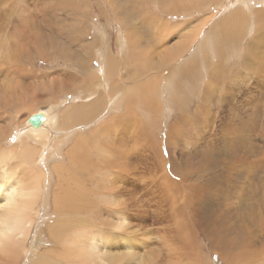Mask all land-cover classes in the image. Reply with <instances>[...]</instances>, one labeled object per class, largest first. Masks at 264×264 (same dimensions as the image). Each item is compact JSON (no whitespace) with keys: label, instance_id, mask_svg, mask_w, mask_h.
<instances>
[{"label":"bare ground","instance_id":"1","mask_svg":"<svg viewBox=\"0 0 264 264\" xmlns=\"http://www.w3.org/2000/svg\"><path fill=\"white\" fill-rule=\"evenodd\" d=\"M109 1L115 5L117 4L120 6L119 11H117V13L114 14L115 16H117L123 21H132V28L129 31L124 28L123 31H121L119 30L120 29L119 27H118L119 29L117 30V38H118L117 45L120 46V48L122 46V49L120 51L121 58L116 57V55L112 53L113 42H111L110 40L111 38L108 36L107 33L108 31L105 32V30L100 31L98 29L100 33H97L98 35L97 40L99 39V41L96 44H94L98 47L96 49L97 51L95 52L97 55H95L94 57L96 58L97 56L98 58L99 61L98 68L97 69L89 68L91 71L87 69L88 72H91V74L89 73L90 75L87 74L89 75L87 78L88 80L87 82L85 81V78L84 79L82 78L83 80L81 79L82 76L80 78L76 77L77 75L75 76L76 80L81 79L84 82V84H86V86L84 85L85 87L83 90L80 89L82 90V94L80 95L81 96L80 98L83 97V101L78 102L77 100L79 99L80 101V98L74 97L72 103L70 102V104H68L69 103L68 102L67 103L68 105H65L66 103L65 101H59L55 99L61 90V89L59 90V88L55 86L58 89H56L57 93L54 92L57 95L56 97L54 96L53 99L54 101L53 100H52L53 102L46 101L45 102L46 104L47 102L49 103L45 105L46 107L44 106L45 103L43 102L42 104L44 108L40 106L41 109L39 111L42 110L49 116V120L47 124H45L42 128L38 130L32 129L27 122L28 117L25 118L26 112L20 114L17 112V116H20V121L16 133L18 135L17 137L20 138V139L17 138L19 140V144L21 143L22 144L21 147H23L21 152L22 156L20 157V154L18 155L12 146L4 145V144L0 146V178L3 180L5 187L9 190L6 191L4 188L0 187L1 188L0 189V264H4L3 262L4 257H7V260H9L7 264H11V262H15V260L16 261L18 260L20 256L19 254H21V252L25 250L24 242L26 238H28L31 229L36 227L37 224L40 223L38 222L37 217L41 215L40 208L42 205L40 203L41 201H43L44 191L47 190V187L46 189L44 188L45 186L43 187V182H42L44 180V176H45L44 174L46 172L43 173L42 171L43 169H41L39 164H38L39 169H35V170H33L34 166H32L35 164L32 165L30 164L34 163L35 161L37 162V160H35L37 159L36 158L37 155H39V157L46 156V159H48L49 161H51L52 158L55 157L59 158V155L61 156L60 153L62 152V149L64 148L65 145H68V148L66 152H64V156H65L64 159L63 158L59 160L53 159V161H56V163L54 164L53 162L54 165H52L55 173L57 174L58 192L55 194V199H54V211L56 213L55 214L56 220L49 225V234L51 235V239L54 241V243H58L60 247V251L54 252L53 257H55L56 260L59 262L58 264H62L61 262L62 259L67 260L69 264H144L145 258L147 257L148 253L154 251L153 243L150 241V239L135 238L132 235L130 236L129 233L127 232L120 231V227L123 226L125 222L130 218L129 214L123 212L124 208H126V206L129 205L131 202H135L136 204V202L139 201L136 200L138 199L137 198L138 196L136 195L137 197L135 196L136 197L135 198L133 195V197L135 198L134 200L136 201H131V199L133 198L130 197L131 196L130 195L129 196L131 198L129 199L131 201L130 202L128 200L129 198L128 195L125 194L126 195L125 197H127V200L129 202V204H127L128 202L126 198L125 197L123 198L124 196V194H122L123 192L120 193L121 191L119 188H122L120 187L122 185H120L119 183L117 185V181L122 177L124 179L121 180L122 182H124V180L126 181L127 180L126 178H128V176L130 178L132 174L131 169L133 168L131 166V161L130 160L128 161L127 159L129 156H133L132 154H135L134 153L135 151L133 152L132 150L133 153L130 154L129 152L130 149L128 147V142L126 140H128V138L131 137V142H133L131 146H133V148H135L139 143H147L142 139L140 140V138L138 137L139 135L137 136L136 133L137 128L133 129V127H135L136 125L135 120L137 116L135 115L132 116V114L134 112L138 113L141 116V118L147 119L148 125L152 126L153 129L154 127H157L158 125L157 123L161 120V116H162V113L160 112L161 104L159 103L162 83L159 74L164 70L169 69L171 65H173V67L172 70L170 71V74L167 75V81H166L167 96L169 98L171 106L173 107V109L179 112V115L176 118V121L169 124L170 126H169L168 141L176 142V143L183 142L184 141L183 138L185 137L187 131L190 137V133L194 132L195 130L194 122L197 123L198 125L200 123V126L202 124L203 125L202 127L203 128L205 127L206 129L205 132H207L205 135V132L202 131L204 129L202 130L199 129L201 132L204 133V137H203L204 143H202V141L199 143V139H197V144L195 145L194 150L192 151V155H190L189 158L186 159L184 157H182L183 159L178 158L179 159L178 161L177 157L173 156V161L171 163V170L172 172L180 174V183H176L172 179H169V183H168L166 178H162L161 181V185H164L162 187L161 194L169 195L170 193H172L171 210L175 214V217L173 218H175L174 223L176 224L175 226L177 227L176 236H175V232L173 234L172 229L167 228L168 218L164 214L165 211L159 208L156 210H151V213L156 218V219L153 218V221H162L160 225L166 227L162 229L164 231H166L167 229V231H170L173 234L172 236L174 242L169 243L168 241H164L162 245L164 247L166 246L169 250L174 251L177 254L176 260L174 261L172 259L171 264H200L199 263L200 259L198 257V253L193 240V237L198 235L199 232H202V234L204 235L205 239L208 242L209 248L213 251L212 245H214L216 242H218L221 239L222 235L226 231V228L228 227L229 220L236 218H246V216L248 215L264 216V204L260 202L258 198H255L256 202L254 201L252 203H249L248 201L243 202L242 197L241 199H239L237 196L238 198L237 203H239L240 206H238L237 203L228 204L225 203L224 201V199H229L227 198L229 194L233 193L232 190L229 191V189L230 188L232 189L233 186L230 184L231 186L230 187L228 183L234 182L235 185V181H236V178H234L235 181L233 180L232 174L231 177L227 173H224L225 172L224 167L228 162H231L233 164L240 163L242 165H243L242 163L243 161L250 162L249 164L250 170L249 173L247 174V178H253L255 180L261 178V182H264V178H263L264 135H262L263 133H260L258 139L254 138L255 133L257 132V129L261 124L260 123L261 120L262 123H264V52H262L259 58L255 59L254 64L257 67L254 71L246 65L248 61L244 56L245 53L241 52L243 54L242 56L243 70L242 71L240 70V72H237L238 71L237 70L236 71L237 74L235 75L233 74L234 76L230 77V80H226L224 76L231 68L225 71L224 67L222 66V63H224V61H222L224 50L222 48L221 50H218L212 47L216 59H218L219 61L216 62L218 66L215 67L214 70L210 71V76L215 82V84L219 86V88L216 86L215 89L207 91V97L210 98L211 96H216L217 99L215 100V102L217 103L218 101H223L224 103H226L225 98L226 97L229 98L228 116L225 121L226 123L224 124L228 131L226 133L227 139L224 140L222 144L217 145V148L214 146L216 148L214 149L213 147H211L210 144L211 141L210 136L213 128L212 126H210V124L212 123L211 121L212 114L210 115L211 112L209 111L208 107L205 108L204 113L200 114L198 117H193L189 114H186L176 107V96H177V92H180V89H177L178 77L174 80L173 74L176 72V68L179 67L180 65L175 64L174 61L179 60L181 56H184V53L188 51V48H190L193 41L197 39V38L195 39V37L199 35V31L197 30L191 32L187 36L185 35L183 36L181 34L182 35V36L180 35L181 38H179L178 36L177 41L175 42L172 41L174 43L169 44L168 42L163 45L161 44L162 48L169 50L170 53L169 57L172 60L161 59L158 56H156L157 60H155L153 59V57L149 56L148 52L151 54L152 51L150 52L149 50L143 47L144 44L139 39L140 36L137 34V29L139 30L140 28H142L143 26L145 27L146 25L137 24L134 21L132 12L136 10L135 6H131V7L121 6L120 5L121 0H109ZM60 2H62V0H60ZM142 4L144 5V3ZM159 4L161 6L160 8L164 11V13L170 15L188 13L192 10H196L197 8V5L190 6L188 3L181 4L179 0H168V2H166V0H160ZM259 5L263 6L264 0L260 2ZM47 11H51V12L54 11V14L49 12L48 16L44 18V20L46 19L49 23L50 21L52 22L53 20L51 19V15H53L54 19L57 20L59 24H61L59 25L60 28H58V30L56 31V35L60 37L63 41H65L64 44L66 46L65 47L66 56L68 59H71L73 57L72 54L73 51L71 50V48H73L72 46L77 45L78 46L77 51L80 49L82 50L90 49L91 42L90 43L89 41L85 42L86 40L83 39L86 32L84 33L85 29L83 30L82 26L85 21L76 20L80 16H77L76 14L70 11L68 12L67 10H64L62 13L58 12L61 14L60 16L58 15L56 16V10L54 9H49V10L47 9ZM57 11H60V9ZM102 11L106 12L105 9H103ZM244 14L245 12L242 11L240 13H234L232 15V18L234 19L235 23H239L244 19L246 20L249 19V16L245 17ZM110 15L113 16L111 13ZM110 15L107 14L105 18H108V16ZM210 17L211 16H209L208 19H210ZM260 17L263 21L261 28H260ZM47 21L44 22L47 23ZM63 21L66 23H63ZM3 22H4V17L0 12V28L3 26ZM253 22L254 25L256 26L255 29V27L251 25L252 29L254 30L253 32L259 31L258 34L254 37V42L263 43L264 42V11L263 13L256 15ZM205 23H207V19ZM163 24L165 23H162V25ZM188 24H190V22ZM172 25L174 24L171 23V25L168 26V29L174 32V29L171 28L173 27ZM176 26L177 25H175V27ZM56 27L58 26L56 25ZM160 27L163 28L164 26H160ZM148 28L149 27H147L145 30H147ZM170 30L169 32H171ZM152 31L153 28L151 30L150 27L149 32L151 34ZM165 32L167 34L168 31ZM181 33H185V32L182 31ZM147 34L149 35V33ZM168 34L170 35L171 33ZM125 36L128 37V39L125 38ZM133 38H138V40H133ZM149 38L150 37H148V39ZM161 40L162 42L168 41V39L163 40V38H161ZM4 42H5V38L0 36V50H4L7 52V54H9L10 52L8 51L9 48L3 49ZM150 42L151 44L149 45L146 43L145 44L147 46L153 47L152 45L153 40H151ZM59 44L60 43H58V45ZM102 46H105L106 48H103ZM179 53H181V55H179ZM4 57H5L4 55L0 56L1 70L2 68L4 69L6 68L3 62L5 59ZM86 58L88 59L87 56ZM89 63L91 64V62ZM7 64H9L8 61ZM72 64H74V62ZM85 67L80 65V68L78 70L79 72H82L84 74L83 75L81 73L83 77L84 76L86 77L85 74L87 71L85 72L84 69ZM221 67L224 73L221 71ZM221 73L223 75H221ZM95 75L98 78V82H99L98 84L95 80L96 78ZM227 75L226 77H228ZM68 76L67 78L69 79L72 77V76L70 77V74H68ZM60 77L61 76L59 75V80L60 79L62 80L64 77L66 78V73L65 76H63V78ZM143 77H146L149 83V85L145 88L143 87V82H144L142 79ZM18 79H20L19 76L12 75L7 71L1 74L0 81L2 82H0V103H1L0 106H2L4 101L6 102V89L9 90L8 92L15 95L16 99L19 100V98H21L18 97L19 95L17 96V92H19L22 88L21 83H19ZM56 79L57 78H55V80ZM66 79L64 81H67ZM55 80L53 81L55 82ZM59 80L57 82L61 81ZM81 80L79 82H82ZM121 81H124V83L121 84L122 83ZM233 81L235 82L232 83ZM239 81L244 82V84H241V89L243 85L246 91L244 92L242 90H238L236 93L240 94L241 97L233 96L232 100L235 103L233 104L230 101V97H231L230 94L233 92V89L235 90L239 89L237 87L236 88L234 87V85L239 86ZM36 84L38 85L37 82ZM232 84L234 85L232 86ZM61 85L64 86L62 82L61 84H58L59 87ZM79 85L80 84H76V86ZM158 85L160 86V92L158 91ZM66 86L68 87V84H66ZM66 86H64V88ZM51 87L53 88V86L51 85L49 86V89L52 92ZM82 87L83 86H81V88ZM71 89L72 90L74 89L73 90L74 93L75 88H71ZM216 90H219L218 94ZM32 92L34 93V91ZM67 92H69V90H67ZM25 93L26 95L28 94L26 90L24 91V94ZM70 93H72V91ZM222 93H224L226 97L223 96ZM243 95L245 96L243 97ZM41 96L43 98L44 95L40 94V97ZM47 97H50V95L49 96L47 95ZM36 99H39L37 95H36ZM65 99L67 100L68 98L66 97ZM109 99H111V105H110V109L108 107V109L110 110L108 112L109 113L108 121L106 119L103 122V124L99 122L100 124L97 125L96 127L95 125L92 126V128H90V132H87L86 135L84 131L82 132V129L81 131L79 129L80 132L77 131L78 133L73 134L74 136L73 138H71L73 142L72 145H69V143L67 144L65 142L67 139L66 138L67 131L69 129L71 130V128L73 131V127H75V130H77L78 128L76 129V126H82V124L88 125L92 123L94 120L102 117V113L107 112L106 111L107 103H110ZM4 105L6 106V104ZM196 107L197 105H195L194 108ZM148 108L150 109L149 112H147ZM3 114L4 113H2V115ZM134 116H135L134 120L130 119L133 118ZM2 117H4L5 119V115H3ZM124 120L125 122L129 121L128 124H126L127 122L125 123L126 124L125 127H124L125 124H123L122 122ZM8 121L6 120L4 123ZM108 124L109 126H107ZM4 125L11 126V124L10 125L4 124ZM86 127L88 128L89 126ZM261 128L263 131L264 128L263 127ZM70 132L71 131H69V133ZM243 132H246L249 136H244ZM89 133L91 135H89ZM136 136L139 138V140ZM150 145L153 147V144ZM213 145L214 144H212V146ZM92 151H95L96 153L95 155L97 157V160L95 163H93L92 161L94 159L91 160L90 157ZM29 154H31V156ZM135 155L137 156L136 157L137 159L135 158L136 160H140V161L145 160L144 158L145 155L138 154L137 152ZM192 156H194L195 158H191ZM146 159L147 161H150V159L148 160V156L146 157ZM14 160L15 161L17 160L16 162L19 163L18 164L19 166L18 168H16V170H13L14 169V167H12L13 165L12 166L8 165V164L11 165V162ZM24 164L30 165L29 167L32 166V168L26 167V165ZM146 169L144 171H146ZM18 170L19 173L17 172L16 174V171ZM140 171L142 172V170ZM194 173H196L197 175L199 174V176L197 177L194 176ZM83 174L88 175L87 178L90 181L92 180L94 183L93 188L97 193L95 196H93L94 201L100 204H102L103 202L108 207L107 210L96 209V207L91 206V204L88 201L86 202L84 200L83 193L85 192L84 190L88 189L86 188L88 184H86V181H84L86 178H84V180L82 179ZM134 175L132 176V178L134 177ZM142 175L144 177L146 174L144 175L143 173ZM142 178H140L139 180V182L141 181V184H143L141 180ZM201 178L203 183L199 182ZM133 179L135 180L136 177ZM138 179L139 177H137V180ZM152 179H153L152 181L155 182L154 178ZM144 181H145V177H144ZM145 185L148 186L147 184ZM151 186L152 185H150V187ZM144 187H141V189ZM100 188H102L103 190L101 191ZM252 188L255 190L254 187ZM89 190L90 189H88V191ZM129 190H127V192H129ZM261 190L264 191V184H262ZM104 191L106 192L104 193ZM138 192L136 190V194ZM4 200H6L8 203L3 204L2 202ZM142 200L141 203H144L142 202ZM125 201L127 205L125 204ZM123 203L125 205L124 207H123ZM135 204L133 206H137ZM129 206H127V209ZM113 207H116L118 210L116 208L114 210ZM144 209H141L142 214H145L148 217L149 210H147L145 207ZM185 211L189 212L190 214L189 217L184 216ZM130 212H132V209ZM89 215L100 217L103 219H109L112 223V231H107V233L104 234L101 231L96 230V226H93V229H89V230L86 229L84 231L81 228L75 226L76 224L79 225L80 223L84 222L87 219L86 217L83 216H89ZM259 221L261 220L259 219ZM39 225H41V223ZM73 226H75L73 228V231L75 233L74 235H72ZM122 234H126L128 237ZM174 237L178 238L179 242ZM225 238L229 240V235L226 236ZM262 238L264 239V236H262ZM144 239H146V241H144ZM261 245L264 246V241L261 243ZM141 247L147 249L150 248L148 249L150 251L143 253ZM263 252L264 251H260L257 254H254L253 258L259 259L260 254ZM218 255L220 257L221 254L218 253ZM234 256L244 257L243 251L237 249ZM42 264H49V263L43 262Z\"/></svg>","mask_w":264,"mask_h":264},{"label":"rangeland","instance_id":"2","mask_svg":"<svg viewBox=\"0 0 264 264\" xmlns=\"http://www.w3.org/2000/svg\"><path fill=\"white\" fill-rule=\"evenodd\" d=\"M179 1L181 2V4L189 3L190 6H195L197 4V8H196V10H192L188 13L171 14L170 15V14L164 13V11L160 8L161 7L159 4L160 0H121L120 5L121 6H127V7L135 6L136 10H134L132 12L134 21L137 24H145L147 27L150 26L151 30L153 28V31L151 34L149 32L150 27L147 30H145L147 27L145 26L146 27L145 28L143 26L145 29L143 27L140 28L139 30L137 29V34L140 36L139 39L144 44L143 47L146 48L147 50H149L150 52L152 51L151 54H153V55H151L149 52H148V54L150 57H153V59H155V60H157L156 52H158V49L161 47V44L163 45V44H166L168 42H169V44L174 43L175 41L178 40V36H179V38H181L182 35L187 36L191 32H194L197 30L199 31V35H197L195 37V39L196 38L197 39L196 40L194 39L195 41H193L190 48H188V51L186 50L187 52L184 53V56L180 57L181 60L179 59V60L174 61V63L178 64V65H183V63L192 62L190 64L194 68V71L189 73V76L186 79L184 78L183 82L181 83V87L184 90V92H186V94L191 93V89H190L191 87L197 88V86H198V88H201V90H202V88H204L206 86L207 82L209 81L210 71L214 70V68L218 66L216 62H218L219 60L216 59L213 48L218 49V50H221V48H222L224 50L223 56H222L224 63H222V66L224 67L225 71L228 70L229 68H231L227 72L228 75L225 74V76H224V78H226V80H230V77H233L235 74H237L236 73L237 70H238L237 72H240V70L242 71L243 70V67H242V62H243L242 56H243V54L242 53L243 52L245 53L246 43L248 40H250L251 34L254 31L252 29L251 25H253L256 29V26L254 25V22H253L255 19V16L263 13V11H264V5L263 6L259 5L260 2H262L263 0H179ZM156 2H157V4H156ZM166 2H168V0H166ZM142 3H144V5ZM42 8H43V10H42ZM47 9L48 10L49 9L56 10V16L57 15L60 16L61 15L60 13H62L64 10H70L72 12H75V14H77L78 10H79L78 12H80L81 10H83L85 12L89 11V13L80 12L78 14V16H80V17L77 18L76 20H78V21L84 20L85 21L83 23V26H82L83 30L85 29L84 33L86 32L83 39L86 40L85 42H88V41H89V43L91 42L90 49H86V50L80 49L77 51L78 46L77 45L72 46L73 48H71V50L74 52V53L72 52L73 57L71 59H68L66 56V49H65L66 46L64 44L65 41H63L60 37H58L56 35V31L58 30V28H60L59 25H61V24H59L57 22V20L54 19L53 15H51V19L53 20L52 22H54V23H52L51 21L49 23L46 19L44 20V18H46L48 16L49 12H51V11H47ZM59 9H60V11H57ZM101 9L102 10L105 9L106 12L102 11ZM119 9H120L119 5H117V4L115 5L112 2H110L109 0H62V2H60V0H0V12H1L2 16L4 17L3 26L0 28V36L5 38L3 49L9 48V50L8 49L7 50L10 51L9 54H7L6 51L0 50V56L1 55L5 56L4 57L5 59L3 62H4V66L6 67L5 69L4 68H2V70L0 69V76L2 73L6 72V71L8 73H11L12 75L19 76L20 79H18V81H19V83H21V86H22L21 90L19 89L20 91L17 92V96L19 95L18 97H21V98H19V100L16 99L15 95L8 92L9 91L8 89H6V102L4 101L2 106H0V108H1L0 109V113H1L0 114V120H2V121H0V125L1 124H3V125L9 124L10 125L11 124V127H10L11 132H10V134H7V135L3 134L4 140H2V144L8 145V146L14 145L15 152H17L18 155L20 154V157H21L22 156L21 152H22L23 147H21V145H22L21 143L19 144L18 139H20V138L17 137L18 135L16 133V123L18 121H20V116H17V112L19 114L26 112L25 118H27L30 115L38 112L41 109L40 106L42 108H44L45 105L49 104L48 102L46 104L45 103L46 101H50V102L54 101L53 100L54 96L55 97L57 96L56 95V93H57L56 89H58V88H59V90L61 89L62 92L60 90V92L58 93V96L55 99L59 100V101H65L66 102L65 105L70 104V102L72 103L74 100V97H78V98L81 97L80 95L82 94V90L86 86V84H84V82L82 80L85 78V81L87 82L88 81L87 78L91 74V72H88V70L91 71L90 69H92V68L97 69L98 65H99V61H98L97 56H96L97 59L94 58L95 55H97L95 52L97 51L96 49L98 48L94 44H96L99 41V39L97 40V38H98L97 33H100L99 30L100 31L105 30V32L108 31L107 32L108 36L111 38L110 39L111 42H113L112 53L114 55H116V57L121 58V52L120 51L122 49V46L120 48V46L117 45L118 44L117 43V39H118L117 38V30L120 28L119 30L123 31V28H124V29H127L129 31L132 28V21H123L120 18H118L117 16H115L114 14L117 13V11H119ZM239 10H240V12L241 11L245 12V14H244L245 17L249 16V19H247L248 21L246 19H244L243 21H241L239 23H235L234 21L231 20V16L234 13H240ZM58 12H60V13H58ZM51 13L54 14V11H52ZM110 13L114 16V18H113V16L110 15ZM107 14L110 16H108V18H105V16ZM209 16H211L210 19H208ZM206 19H207V23H205ZM191 20L192 21L195 20V21L192 22ZM44 21H47V23H49V24L45 23ZM140 21H141V23H140ZM143 21H144V23H143ZM170 22L174 24V25H172L173 27H171V28L174 29V32H176L178 30L177 32L179 34L177 32H176L177 33L176 34L172 30L168 29V26L171 25ZM189 22H190V24H188ZM191 22H192V24H191ZM63 23H66V22L63 21ZM162 23H165V24L162 25ZM262 24H263V21L260 17V28H261ZM56 25L58 27H56ZM175 25H177V26L175 27ZM160 26H164V27L162 28ZM179 26H181V27H179ZM178 27H179V29H178ZM88 28H89V30H88ZM175 29H177V30H175ZM97 30H98V32H97ZM169 30L171 32H169ZM181 30L185 33H181L182 32ZM165 31H168L167 34ZM147 33H149V35ZM168 33H171V34L169 35ZM210 33L213 34L212 37L215 38V40L219 39V41H221V42L215 41L213 48L211 47V44L209 42V38H210L209 34ZM145 34H147V35H145ZM147 36L150 38L148 39ZM172 36H174V37H172ZM125 38L128 39V37H126V36H125ZM161 38H163V40L168 39V41L162 42ZM94 40H96V41H94ZM133 40H138V38H133ZM151 40H153V42H155V43L152 42L153 47L146 45V44H148V45L151 44V42H150ZM156 41H158L160 43H157ZM172 41H174V42H172ZM222 42L223 43L225 42V43L223 44ZM56 43H57V45H56ZM58 43H60V44L58 45ZM58 46H60V47H58ZM102 47L106 48L105 46H102ZM232 50H233V52H232ZM201 51H204V52H201ZM91 52L92 53L94 52V53L92 54ZM229 52L231 54H229ZM86 56L88 57V59L86 58ZM74 57H75V59H74ZM85 59H87V60H85ZM77 60H79V61H77ZM80 60L81 61L85 60L86 62L85 61L81 62ZM197 60H199V61H197ZM7 61L9 64H7ZM73 62H74V64H72ZM89 62H91L92 65ZM194 62H196V63H194ZM77 63L78 64L83 63V64H80L83 67H85V65H86V67L84 68L85 72L86 71L88 72V73L86 72V74H85L86 77L85 76L83 77L84 74L82 72L78 71L80 68V65H78ZM243 65H244V63H243ZM172 67H173V65H171V67H169V69H166L159 74L160 80L162 83L163 92H162V89L160 92V86L158 85V91L160 92L159 103L161 104L160 105V112L162 113V116H161V120L157 123L158 124L157 127H154V129H153L152 126L148 125L147 119L141 118V116L138 113L133 111L134 113L132 114V116L133 115L137 116V118L135 120L136 125H135V127H133V129L137 128L138 129V130L136 129L137 136L139 135L138 137L140 138V140L142 139L143 141H145L147 143H139L135 148H133V146H131L133 144V142H131V137H129V138L127 137L128 140H126V141L128 142V147L130 149L129 152H130V154H132L134 151H135L134 152L135 154H136V152L138 154H143V155H145L144 156L145 160H142V161L136 160L137 156L135 154H132L135 157L129 156L127 160L131 161V166L133 168V169H131L132 174H131L130 178L128 176V178H126L127 180L126 181L124 180V182H122V180H121V179H124L122 177L117 181V185H118V183L120 185H122L120 187H122L123 189L119 188L121 191V192L120 191L119 192L120 193L123 192L122 193V194H124L123 198L126 196L125 194H127L128 197L131 195L130 197L133 198V199H131L129 197L128 200L129 199H131V201L139 200L136 202V204H135V202H131L129 200L131 202L129 204L127 197H125L127 202H128L127 204H129L132 207L127 205L126 201H125V204L129 207L127 209V206H126V208H124L123 212H126L127 214H129L130 218L125 222V224L123 226L120 227V231L121 232H127V233H129L130 236L132 235L135 238L150 239V241L153 243V246H154L153 247L154 251H152V252H149L150 250H148V249H150V248L147 249V248L141 247V250L143 253H146L147 251L149 252L147 257L145 258L144 264H171L172 259L174 261L176 260L177 254L174 251L169 250L166 246L165 247L162 246L164 241H168L169 243L174 242L172 235L175 232V236H176V228L177 227L175 226L176 224L174 223L175 218H173V217H175V214L171 210V199H172L171 194L172 193H170L169 195L168 194H164V195L161 194L162 187L164 186V185H161V181H162V178H166L168 183H169V179H172L176 183H180V174L172 172V170H171V163L173 161V156H176L178 161H179L178 158H182V157H184L185 159L189 158L190 155H192V151L194 150L195 145L197 144V139H199V143L201 141H202V143H204L203 142L204 141V138H203L204 133L201 132L200 130L204 129V130H202L204 132L206 130L205 127L204 128L202 127L203 126L202 124L200 126V123L198 125L197 123L194 122V124H195L194 129L195 130L192 129V130H194V132L190 133V137H189V134L187 131L185 134V137L183 138L184 139L183 142L176 143V142H171V141L169 142L168 141L169 126H170L169 124L176 121V118L179 115V112H177L171 106L169 98L167 96V82H166L167 81V75L170 74ZM27 70H28V72H27ZM65 73H66V78H67L68 74H70V77L71 76L72 77L70 79L69 78L66 79L65 77L63 78V76H65ZM87 74H89V75H87ZM33 75H34V77H33ZM59 75L63 78L62 79L63 81L61 79H60L61 81L59 80ZM221 75H223V74L221 73ZM226 75L228 77H226ZM75 76L79 77V78L82 76L81 79L82 78L83 79L82 80L81 79L76 80ZM177 76H178V72H175L173 74L174 80L177 78ZM52 77H54V78H52ZM55 78H57V79L55 80ZM65 79L67 81L68 80L69 81L68 82L64 81ZM142 79L144 81L143 87L145 88L149 85V83H148V80L146 77H143ZM180 79H182V78H177V81H179ZM53 80H55V82ZM58 80L60 82H57ZM80 80L82 82H79ZM95 80L98 84L99 82H98L97 76H96ZM35 81L38 83V85L36 84ZM0 82H2V81H0ZM33 82H35V83H33ZM50 82H52V83H50ZM61 82H62V84H64V86H66V84H68V87L66 86L64 88V86L61 85L60 87H62V86L63 87L60 88L58 86V84H61ZM121 82H122L121 84L124 83V81H121ZM234 82L235 81H233L232 83H234ZM75 83L80 84L83 87L81 88L80 85H79L80 87L76 86ZM241 84H244V82L239 81V86L232 84V86L234 85L235 88L236 87L239 88L237 90L233 89V92L230 94L231 95L230 101L233 104H235L234 101L232 100L233 96L234 97L235 96L241 97L240 94H238L236 92L238 90H242L244 92L246 91L244 89L243 85H242V89H241ZM51 85L53 86V88L51 87L52 92L49 89V86H51ZM55 86H57L58 88ZM181 87L178 85L177 89H181ZM217 87L219 88V86H217ZM71 88H75L74 93H73L74 89L72 90ZM34 89L36 91L38 90L37 93ZM80 89H82V90H80ZM25 90L28 93L27 95H26V93L24 94ZM67 90H69V92H67ZM70 90L72 91V93H70L71 92ZM32 91H34V93ZM218 91L219 90H216L217 94H218ZM54 92H56V93H54ZM20 94H21V96H20ZM30 94L32 95L33 98L31 97ZM40 94L44 95L43 98H42V96L40 97ZM28 95H30V96H28ZM36 95L39 99H36ZM47 95L48 96L50 95V97H47ZM222 95L225 96L224 93H222ZM65 96L68 98L67 99L68 101L65 99L66 98ZM244 96L245 95H243V97ZM216 99H217L216 96H211L210 97V103L208 104V106H206V104H203L200 101V99H198V98L197 99L193 98L191 103L187 102L188 103L187 104V110L190 112L189 114H192V111H193L195 105H197L199 103H201L202 106H204V109L208 107L209 111L211 112V113L209 112L210 115L212 114L211 115L212 116L211 117L212 123L210 124V126H212L213 130L211 131L210 144H211V147H213L214 149L217 148V145L222 144L224 142V140L227 139L226 133L228 131H227L224 124L226 123L225 121L227 119L228 109H229L228 108L229 107V98L228 97L225 98L226 103H224L223 101H218V103H217V102H215ZM56 100H55V102H56ZM77 101L78 102L83 101V97L80 98V101H79V99ZM109 101H110V103H107V110H106L107 112L102 113V117H100L101 119L98 118V119H96L97 121L94 120L92 123H90L88 125L82 124V126H76V129L78 128L77 130H75V127H73V131L75 130L74 132L72 131V128H71V130L69 129L67 131V136H66L67 139L65 142L67 144L69 143V145H72L73 142H72L71 138H73V136H74L73 134L80 132L82 129V132L84 131L85 135H86L87 132H90V128H92V126L95 125V127H96L100 123L103 124V122L106 119L108 121V115H109L108 112L110 111L109 109H110V105H111V99H109ZM43 102L45 103L44 106L42 104ZM4 104H6V106ZM0 105H1V103H0ZM37 105L39 106V108ZM226 105H227V107H226ZM108 107H109V109H108ZM149 111H150V109L148 108L147 112H149ZM2 113H4L3 115H5V119L7 121L9 120L10 123H9V121L4 123L6 120L4 119V117H2L3 116ZM135 116L133 118H130V119L134 120ZM103 117H105V118H103ZM2 118L4 119V121ZM128 120H129V118H128ZM122 122H123V124H125L126 122H127L126 124H128L129 121L125 122V120H124ZM95 123H98V124H95ZM222 123L224 126L222 125ZM260 123L261 124L259 125L257 132L255 133V136H254V138H257V139L259 138L260 133H263L262 135H264V129L262 131V128H261V127L264 128V123H262V120ZM126 124L124 125V127L126 126ZM86 126H89V127L87 128ZM107 126H109V124ZM219 127H221V128H219ZM106 128H108V127H106ZM196 128H198V129H196ZM79 129H80V131H79ZM223 129H224V131H223ZM69 131H71V132L69 133ZM206 133L207 132H205V135H206ZM70 135H72V136H70ZM89 135H91V134L89 133ZM243 135L249 136L246 132H243ZM137 138H135V139H137ZM139 138H138V140H139ZM17 140H18V142H17ZM216 142H217V144H216ZM150 144H153V147ZM212 144H214V145L212 146ZM263 144H264V141H263ZM16 145H17V147H16ZM65 146H67V147H65ZM65 146L62 149V152L60 153L61 156L59 155V158L55 157V158H52L51 161H49L48 159H46V156L39 157V155H37V157H36L37 159L34 158L35 160H37V162L33 161L34 163H31V164L29 163L30 165L35 164V165H32V166H34L33 170L39 169V167H38V164H39L41 169H43L42 170L43 173H45V172L47 173V174L45 173L44 175L45 176L48 175L46 177L44 176V180L42 181L43 187L45 186L44 187L45 189L47 187V190L44 189L45 191L43 193V196L45 198L43 197V201H41V203H40L42 205V206L40 205L41 206V208H40L41 215L39 217H37V220H38V222L41 223V225H39L40 224L39 223V224H37L36 227L31 229V231L28 235V238H26V240L24 242L25 250H23L21 252V254H19L20 256H19L18 260L17 261L15 260V262H11V264H37V261H38V264H42L43 262H46L49 264H55V263L58 264L59 263L56 260V258L53 257L54 252L60 251L59 244L54 243V241L51 239V235L49 234V225L56 220V215H55L56 213L54 211V199H55V194L58 192L57 174L55 173L52 165H54L56 163V161H53V159H56V160H59L62 158L64 159V157H65L64 152H66L68 145H65ZM132 150H133V152H132ZM1 151H2V149H1ZM129 152H128V154H129ZM92 154L90 157H91V160L92 159L95 160V161L92 160L93 163H95L97 160V157L95 155L96 154L95 151H92ZM29 155L31 156V154H29ZM146 155L148 156V160L150 159V161H147ZM95 157H96V159H95ZM191 158H195V157L192 156ZM14 161L11 162V165L10 164H8V165L9 166L13 165L12 167L16 166V168H18L19 163L16 162L17 160L15 162ZM53 162H54V164H53ZM141 163H142V165H141ZM242 163H243V165L240 163L233 164L231 162H228L226 164V166L224 167V169H225L224 170L225 172L223 171L224 173H227L229 176H231V174H232L233 177L232 176L231 177L233 178L234 181H235L234 178H236L235 185H234V182H232V183L227 182L229 186H230V184L233 186L232 189L231 188L229 189V191H231V190L233 191V193H232L233 195L226 193V194H229L227 197L229 199H224L225 203L235 204L238 202V198L241 199V197H242L243 202L248 201L249 203H252L255 201V198H258L259 201L264 204V191L261 190V186H262V184H264V182H261V178H258V180H255L253 178H247V174L249 173V170H250V166H249L250 162H248V161L244 162L243 161ZM231 164H233V165H231ZM24 165H26V164H24ZM30 165H26V167H29ZM32 166L29 168H32ZM147 166L149 167V169ZM146 167H147V169H146ZM237 168H239V169H237ZM145 169H146V171H144ZM135 170H136V172H135ZM140 170H142L144 175L145 174L147 175V176L146 175L144 176L145 181H144V177L142 175L143 173ZM235 170H236V172H235ZM240 170H241V172H240ZM30 171H31V169H30ZM155 171H158V172H155ZM17 172L19 173V170L16 171V174H17ZM145 172H148V173H145ZM237 172L239 175L237 174ZM133 175H134L133 178L136 177L135 180L132 178ZM87 176L88 175L83 174L82 179L84 180V178H86L84 180V181H86V184H88L86 186V188H88L92 191H90V190L88 191V189L85 188L87 191L84 190L85 191L83 193L84 200L86 202L88 201L91 204V206L96 207V209H101V210L106 209L107 210L108 207L103 202H102V204H100V203H97L96 201H94L93 196H95L97 193L95 192V190L93 188V185H94L93 181L92 180L90 181L87 178ZM140 176H142L143 178ZM194 176L197 177V176H199V174L197 175L196 173H194ZM137 177H139L138 180H137ZM200 177H201V175H200ZM140 178H142L141 180H142L143 184H141V181L139 182ZM152 178H154L155 182L152 181L153 180ZM263 178H264V176H263ZM47 179H48V181H47ZM45 182H47V183L49 182V183L47 184ZM199 182H202V178L200 179ZM136 183H137V185H136ZM153 183H154V185H153ZM145 184H147L148 186H146ZM0 185H1V188H4L6 191H9L5 187L3 180L1 178H0ZM150 185H152V186L150 187ZM141 187H144V188L141 189ZM252 187H254L255 190ZM100 190L102 191L103 189L100 188ZM123 190L124 191L126 190L125 192H127V190H129V192L125 193ZM136 190H137V192L139 191L137 194H136ZM45 192L47 195L45 194ZM94 192H95V194H94ZM105 192L106 191H104V193ZM133 195H134V197L137 195L138 197L137 196L136 197L138 199L134 200L136 197L134 198ZM231 196L233 197V199ZM237 196H238V198H237ZM139 197H141L143 200ZM141 200L144 203H141ZM2 203L7 204L8 202L6 200H4ZM133 203L137 206H133L134 205ZM137 203L139 204V206ZM140 204H141V206H140ZM237 205L240 206L239 203H237ZM124 206L125 205L123 203V207ZM135 207H137V208H135ZM139 207H141V208H139ZM144 207L147 210H149V214H148V217L150 216L149 218L147 217V215L142 214L141 209H144ZM115 208L116 207H113L114 210H115ZM158 208L165 211L164 214L168 218L167 228L172 229L173 234L170 231H167V229H166V231H164L162 229V228H166L165 226L160 225L162 223V221H153V218H155V216H153V214L151 213V210H156ZM131 209H132L133 213L130 212ZM138 210H140V211H138ZM151 214H152V216H151ZM184 216L189 217L190 216L189 212L185 211ZM83 217H86L87 219L84 222L80 223L79 225H77V224L75 225V226L81 228L83 231L86 229L87 230L93 229V226H96V230L101 231L104 234H106L107 231H112V223L109 219H103V218L95 217L92 215L83 216ZM259 219L261 221H259ZM75 226L72 227V235L75 234L73 231V228ZM156 228H158V229H156ZM122 235L128 237L126 234H122ZM228 235H229V240H227L225 238ZM262 236H264V216H262V215H256V216L248 215V216H246V218H236V219L229 220L228 227L226 228V231L222 235L221 239L218 242H216L214 245H212L213 251L209 248L208 242L205 239L202 232H199L198 235L194 236L193 240H194L195 247H196V250L198 253V257L200 259L199 260L200 264H254V263L264 264V252L260 254L259 259L253 258L254 254H257L260 251H264V246L261 245V243L264 241ZM174 238H176V237H174ZM146 239H144V241H146ZM176 239L179 242V239L178 238H176ZM237 249H240L243 251L244 257H235L234 256ZM217 252L221 254L220 257H219ZM51 253H52V256H51ZM65 255H68V254H65ZM185 261H186V259H185ZM3 262H4V264H7L9 262V260H7V257H4ZM61 262H62V264H69L67 262V260H65V259H62ZM1 263H2V261H1Z\"/></svg>","mask_w":264,"mask_h":264},{"label":"crops","instance_id":"3","mask_svg":"<svg viewBox=\"0 0 264 264\" xmlns=\"http://www.w3.org/2000/svg\"><path fill=\"white\" fill-rule=\"evenodd\" d=\"M231 20L234 21L232 16H231ZM148 27H150V26H148ZM258 32L259 31H255L251 34L250 40H248L246 43L245 54H244V56L246 57V59L248 61L246 63V65L248 67H250L253 71L257 67L254 64L255 59L259 58L261 56L262 52H264V42L263 43H255L254 42V37L258 34ZM209 36H210L209 42L211 44V47H213L215 41L219 42V40H215V38L212 37L213 36L212 33H210ZM201 52H204V51H201ZM230 52H229V54H231ZM156 54L161 59H167V60L171 59L169 57V54H170L169 50L162 48V46L158 49V52H156ZM179 55H181V54L179 53ZM197 61H199V60H197ZM222 61H223V59H222ZM190 63H192V62L183 63V65H180L179 67L176 68V72H178L177 77L182 78L178 81V85L180 87H181V83L183 82L184 78L186 79L189 76V73L194 71V68L192 67V65ZM194 63H196V62H194ZM220 66H221V64H220ZM221 71H222V67H221ZM215 87H216V84L213 81V79L211 78V76H209V81L207 82L206 86L204 88H202V90H201V88H198V87L197 88L191 87L190 88L191 93L186 94V92H184V90L181 87L180 92H177L176 107L178 109H180L182 112L189 114L190 112L187 110V104L191 103L193 98L195 99L196 97L198 99H200V101L203 104H206V106H208V104L210 103V98L207 97V91L213 90V89H215ZM203 113H204V106H202V104L199 103V104H197V107L193 109L192 114H189V115H191L193 117H198L200 114H203ZM18 124H19V121L16 124V127H18ZM12 147L14 149V145Z\"/></svg>","mask_w":264,"mask_h":264},{"label":"water","instance_id":"4","mask_svg":"<svg viewBox=\"0 0 264 264\" xmlns=\"http://www.w3.org/2000/svg\"><path fill=\"white\" fill-rule=\"evenodd\" d=\"M49 116L44 111H38L30 115L27 119L28 124L32 129L38 130L47 124Z\"/></svg>","mask_w":264,"mask_h":264},{"label":"flooded vegetation","instance_id":"5","mask_svg":"<svg viewBox=\"0 0 264 264\" xmlns=\"http://www.w3.org/2000/svg\"><path fill=\"white\" fill-rule=\"evenodd\" d=\"M43 10V9H42ZM68 12L70 11V10H67ZM79 11V10H78ZM77 11V16H78V14L80 13V12H83V13H89V11L88 12H85V11H83V10H81L80 12H78ZM70 12H72V11H70ZM72 13H74L75 14V12H72ZM10 127L11 126H5V125H0V146L2 145V140H4V137H3V134H5V135H7V134H10V132H11V129H10ZM16 131H17V127H16ZM13 169V168H12ZM13 170H16V166L14 167V169ZM0 187H1V185H0Z\"/></svg>","mask_w":264,"mask_h":264}]
</instances>
